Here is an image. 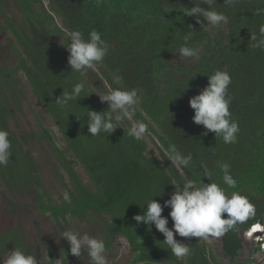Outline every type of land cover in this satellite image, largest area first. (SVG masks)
<instances>
[{
    "label": "trees",
    "instance_id": "obj_1",
    "mask_svg": "<svg viewBox=\"0 0 264 264\" xmlns=\"http://www.w3.org/2000/svg\"><path fill=\"white\" fill-rule=\"evenodd\" d=\"M47 1L67 30H80L86 38L93 29L100 32L109 44V52L95 66L98 73L93 68L71 71L65 34L53 24L52 15L44 11L39 1L13 0L9 4L0 0V17L4 20L0 37L9 31L15 41L14 45L7 37L9 43L3 46L0 40V53H9L14 59L11 67L0 66V128L10 133L12 144L10 163L0 166V195L27 190L34 184L42 192L36 191L35 203L56 221L66 222L68 216L88 220L92 214L104 215L106 250L118 236H123L133 253V263L211 264L203 239L184 240L191 252L182 261L163 243L164 237L154 225L137 223L133 217L143 214L151 197L163 204L189 180L197 185L200 181H214L226 187L217 166L218 162H226L237 182L235 189L227 191L246 195L256 211L224 236L212 237V241L219 245L229 264H253V255L260 252V247L248 245L242 231L257 222L264 225V50L252 46L250 33H258L264 25V15L255 14L256 9L264 8V0H236L232 5L216 0L215 9L229 18L227 24L218 27L207 26L203 17L198 23L195 17L184 13L185 8L195 6L199 0ZM188 32H192L189 46L200 48V59L184 67L172 56L179 53L182 37ZM56 35L63 36L61 44ZM216 70L228 72L232 80L228 89L230 112L240 128L233 144H225L212 132L205 135L204 127L192 120L194 110L189 98L199 94L208 83L207 76ZM19 71L58 127L65 142L64 151L71 159L67 160L57 147L40 115L36 116L38 132L17 130L18 114L25 113L23 91L16 77ZM117 74L123 78V86L135 89L140 98L134 120L148 125L167 154L172 145L184 154L191 153L193 160L187 168L177 169L168 160L162 165L148 158L144 141L129 134L131 120L119 122V127L109 134L92 137L88 132L86 111L108 109L107 102H101L97 94L118 87L114 83ZM77 82H83L85 88L76 103L63 107L55 102L63 90H71ZM43 138L74 188L68 189V198L59 204L52 203L44 190L28 148L30 143L40 144ZM202 162L212 172L209 181L201 175ZM76 163L86 172L94 189L83 184L75 173L72 164ZM55 171L62 179L60 171ZM7 208L11 211L10 205ZM169 211L165 207L162 215L168 217ZM168 227L172 228L170 217ZM20 229L17 225L0 231V254L7 255L5 251L19 247L35 253L39 260L33 245L23 241ZM66 256L73 257L69 252Z\"/></svg>",
    "mask_w": 264,
    "mask_h": 264
},
{
    "label": "clouds",
    "instance_id": "obj_2",
    "mask_svg": "<svg viewBox=\"0 0 264 264\" xmlns=\"http://www.w3.org/2000/svg\"><path fill=\"white\" fill-rule=\"evenodd\" d=\"M235 2L236 0H224L226 5H232ZM201 4L207 5V7H201ZM214 5H216V0H199L195 6L185 8L184 13L195 17L198 23L199 18L203 17L207 21V26L218 27L227 24L228 16L217 11ZM255 14L264 15V8L256 9ZM250 34V40L254 42L252 46L264 50V25L259 28L258 33ZM191 39L192 32L183 35V44L179 48L178 55L198 61L200 49L189 46ZM65 41V47L69 53L67 63L71 71L84 72L91 69L102 63L109 52V44L95 29L88 33L87 38L80 30H68L65 33ZM207 78L208 83L199 91V94L189 98V106L194 110L192 120L195 124L204 127L205 135L212 132L215 134V138H221L225 144L236 143L240 128L230 112L231 97L228 95V89L232 83L231 76L226 71L216 70ZM114 83L119 86L111 88L103 94H97L101 102H107L108 109L100 112L86 111L87 130L92 137L99 136L101 133L109 134L119 127V122L128 119L133 121L129 128V134L136 140H141L148 133V125L144 121L134 120L136 106L140 103L138 93L135 89L125 88L123 78L118 74L114 76ZM84 88L83 82H77L71 90H63L55 102L63 107H68L70 103H76L82 97ZM9 135L7 130L0 128V166H7L10 163V157H12V144ZM167 151L168 161L177 169L187 168L193 160L191 153L184 154L175 145H172ZM217 166L223 173L222 182L226 187H222L214 181L208 183L200 181L197 185L189 180L183 184L180 190H174L163 204L151 197L146 203L147 208L143 214L133 217L137 223L154 225L155 229L163 235V243L177 258L188 256L191 249L188 247V243L176 240L174 238L176 234L184 238H220L238 223L255 215V205L246 195L239 191L231 193L227 191V189H235L237 184L231 174L230 165L226 162H218ZM201 169V175L209 181L212 172L207 164L202 162ZM165 207L170 209L168 217L162 215ZM169 217L172 221L171 229L168 227ZM244 231L245 229L242 234L247 239ZM60 238L69 244L71 255L81 257L86 249L91 264H108L106 245L103 239L91 236L87 232L81 233L72 229L62 230ZM5 252L7 255L0 259V264H40V259L37 260L35 253L22 250L19 247Z\"/></svg>",
    "mask_w": 264,
    "mask_h": 264
},
{
    "label": "rangeland",
    "instance_id": "obj_3",
    "mask_svg": "<svg viewBox=\"0 0 264 264\" xmlns=\"http://www.w3.org/2000/svg\"><path fill=\"white\" fill-rule=\"evenodd\" d=\"M9 4L13 3V0H7ZM44 8V11L51 14L53 17V24L56 25L65 34L67 28L60 20V18L51 10L47 0H38ZM49 20V19H48ZM4 24V20L0 17V27ZM6 35L0 37L2 41L1 45L10 39V42L14 43L9 31H6ZM56 40L60 44L64 40L63 36L56 35ZM2 46V47H3ZM200 49V48H199ZM9 53H0V66L11 67L14 59H10ZM172 58L176 63H184V67L189 66L190 63H194L196 60L191 58H184L177 55H173ZM98 73V69L93 67ZM16 77L21 85L23 91V115L18 114V128L21 133L30 129L39 131L37 124V114L41 116L40 120L42 124L48 129L53 137V140L57 147H59L66 156L67 160L72 156L64 151L65 142L58 131V127L54 124L51 116L43 109L39 98L36 96L31 86L27 82L25 75L22 71L16 74ZM106 87H108L106 85ZM145 144V155L148 158L158 160L162 165L168 160V154L163 150L158 143L156 137L148 129V133L142 139ZM30 152L33 156L35 163L38 166V174L41 184L49 195V199L54 204H59L63 199L68 198V189L74 191L72 180L66 173L64 167L61 166L53 153L51 147L45 138L42 139L40 144L34 142L29 144ZM75 173L79 176L83 184L94 189V185L91 183L86 172L79 164H72ZM55 169L60 171L62 179L57 176ZM40 192V187L32 185L29 189H22L18 192L0 195V231H6L9 226L16 228L18 225L21 229V237L25 243L33 245V249L38 252L41 264H50V260L53 264H91L88 258L87 250L81 254V257L66 256L69 251V244L60 238L62 230H78L81 233L87 232L89 235L98 239H104L102 232V223L107 220L104 215H90L88 220L78 219L76 217L68 216L66 222L62 219L56 221L48 212H43L37 206L34 201V195L36 191ZM42 192H40L41 194ZM43 199L45 198L44 195ZM7 205L11 206V211L8 210ZM175 239L184 242L186 238L180 237L178 234L174 236ZM207 249L208 256L210 257L211 264H229V259L223 257L219 245L212 241V237L203 239ZM246 243L252 246L250 239H246ZM10 245H8L9 247ZM71 254V253H70ZM108 264H131L133 253L130 250L127 240L123 236H118L114 242V245L106 250ZM6 256L5 253L0 254V259ZM48 257V258H47ZM253 258L255 262L253 264H259L264 259V253H254ZM49 259V260H48ZM184 261L185 257L180 258ZM143 264V263H142Z\"/></svg>",
    "mask_w": 264,
    "mask_h": 264
},
{
    "label": "built area",
    "instance_id": "obj_4",
    "mask_svg": "<svg viewBox=\"0 0 264 264\" xmlns=\"http://www.w3.org/2000/svg\"><path fill=\"white\" fill-rule=\"evenodd\" d=\"M255 227H258L259 231H254L253 229ZM244 233L245 236L251 240L253 245H259L260 251L264 253V225L259 223L253 224L249 227H246Z\"/></svg>",
    "mask_w": 264,
    "mask_h": 264
},
{
    "label": "flooded vegetation",
    "instance_id": "obj_5",
    "mask_svg": "<svg viewBox=\"0 0 264 264\" xmlns=\"http://www.w3.org/2000/svg\"><path fill=\"white\" fill-rule=\"evenodd\" d=\"M133 259V258H132ZM155 264V263H145V262H138V263H133V261L131 262V264Z\"/></svg>",
    "mask_w": 264,
    "mask_h": 264
},
{
    "label": "bare ground",
    "instance_id": "obj_6",
    "mask_svg": "<svg viewBox=\"0 0 264 264\" xmlns=\"http://www.w3.org/2000/svg\"><path fill=\"white\" fill-rule=\"evenodd\" d=\"M253 230L254 231H259V228L258 227H255Z\"/></svg>",
    "mask_w": 264,
    "mask_h": 264
}]
</instances>
